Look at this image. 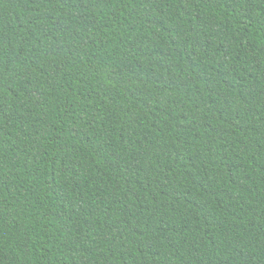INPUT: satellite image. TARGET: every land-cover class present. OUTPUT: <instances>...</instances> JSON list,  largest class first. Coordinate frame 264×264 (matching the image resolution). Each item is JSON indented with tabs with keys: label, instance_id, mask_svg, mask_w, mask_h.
I'll return each mask as SVG.
<instances>
[{
	"label": "trees",
	"instance_id": "16d2710c",
	"mask_svg": "<svg viewBox=\"0 0 264 264\" xmlns=\"http://www.w3.org/2000/svg\"><path fill=\"white\" fill-rule=\"evenodd\" d=\"M0 264H264V0H0Z\"/></svg>",
	"mask_w": 264,
	"mask_h": 264
}]
</instances>
